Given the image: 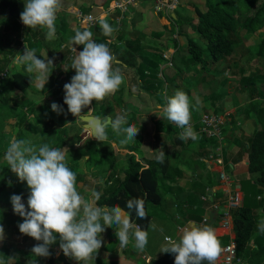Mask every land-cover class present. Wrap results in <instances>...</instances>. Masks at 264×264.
Wrapping results in <instances>:
<instances>
[{"label": "trees", "instance_id": "16d2710c", "mask_svg": "<svg viewBox=\"0 0 264 264\" xmlns=\"http://www.w3.org/2000/svg\"><path fill=\"white\" fill-rule=\"evenodd\" d=\"M111 1L104 0L103 4L108 6ZM0 7L1 10L8 11L6 26L16 34L17 41L21 42L20 39L25 37L29 47L36 49L39 58L48 56L53 60L47 74L52 84L47 95L43 99H37L28 95L27 91L32 85L24 68L21 66L17 71L11 69L8 64L9 53L0 55V136L1 133L8 132L7 127H11L17 132L16 138L24 139V132L33 133L37 124L45 120L41 144L48 143L50 147L60 148L65 156L72 154L67 166L76 174V186L84 179L89 181L95 177L104 182L103 188L99 189V199L94 197L96 206L110 208L119 205L126 212H130L131 220L135 224L145 230L152 215L158 213L164 199L162 189L165 184L166 189H187L189 206L182 223H202L204 216L213 209V201L208 198L203 200V196L208 193L207 185H215L214 175L204 161L213 139L200 132L204 152H193L195 163L200 164L204 172L209 171L207 181L192 176L178 180L177 177L182 172L172 170L171 149H188L191 141L179 139L182 129L160 115H163L168 97L174 95L178 89L183 90L191 100L192 89L201 83H212L210 76H214L213 81L226 84L228 79L223 77L224 71L231 70L232 61L237 57L236 49L244 40L252 39L251 50L255 55L252 65H257L260 59H264V0H203L202 4L192 1L187 7L193 10V19H182L176 12L172 16L171 28L161 26V32L149 34L133 29L129 31L128 38H124L119 32L118 39H125L119 45L103 34L97 22L93 29L94 40L108 46L116 58L112 67L120 71L123 81L114 94L106 96L103 101H93L82 112L89 113V107L92 106L93 114L101 118L126 114L128 123L139 128L137 139L126 144L121 143L123 137L113 133L110 128L107 130L106 141L93 139L90 130L84 128L85 122L77 120L76 116L68 112V105L64 103V85L70 83L71 77L76 74V70L71 68L76 53L71 54L69 44L62 49L64 35L60 36V32L64 34L69 25L65 19L67 12L57 11L55 24L60 22L58 35L49 40L46 38V29L37 27L33 30L22 23L20 13L24 9V0H0ZM82 10L92 12L93 7L86 6ZM132 10L135 13L134 8ZM105 19L110 25L114 23V20ZM135 19L134 16L131 23ZM129 20L125 15L123 24ZM78 30L84 29L81 27ZM76 31H73V36ZM8 36L11 37L9 34L4 35L6 38ZM80 47L84 48L83 45ZM158 48L163 51H158ZM171 48L174 51L168 58L164 52ZM57 49L62 50L56 54ZM256 68L258 70L249 75H245L244 69H241L243 76L240 78V89L248 93L252 104L262 97L258 88L261 68ZM6 70L8 75L2 77L1 73ZM257 92L261 95H257ZM211 97H214L212 102L216 107L215 113H224L221 94L211 93ZM53 102L61 105L64 112L57 114L53 111ZM255 111L259 112V116L257 115V127L248 143L247 167L249 172L257 176L255 179L245 180L242 185V204L232 210L234 239L238 257L242 261L240 264H264V231L259 230L256 217L257 209L264 210V100L255 105ZM190 114L195 118V111ZM148 125L154 127L152 149L150 154H144L141 153V148ZM195 127L199 129L200 124ZM119 149H128L134 153L123 154ZM162 151L165 153L164 162L160 163L157 157ZM4 154L0 150V162ZM203 177L206 176L203 174ZM27 186V182L21 181L8 167L0 180V199L9 188L15 187L20 194L27 190ZM260 195L262 198L258 199ZM134 198L145 201V219L138 218L135 211L127 209V201ZM7 212V208L0 207V221ZM101 237L107 236L102 232ZM217 238L221 245L229 241L228 236ZM107 243L110 250L119 245L118 239L115 242L107 240Z\"/></svg>", "mask_w": 264, "mask_h": 264}, {"label": "clouds", "instance_id": "9594fccd", "mask_svg": "<svg viewBox=\"0 0 264 264\" xmlns=\"http://www.w3.org/2000/svg\"><path fill=\"white\" fill-rule=\"evenodd\" d=\"M60 5L61 0H24L20 19L33 30L37 27L46 29V38L51 40L55 36L56 13ZM98 24L105 36L114 32L104 17L98 19ZM71 42L84 46L78 53L74 47L76 55L71 68L76 70V74L71 77L70 83L64 85V103L68 105V112L78 119L83 115L82 109L93 101H103L106 96L114 94L123 77L118 69L112 67L116 58L108 46L96 43L91 31L77 30ZM16 63L29 74L31 85L38 90L45 88L52 59L48 56L39 58L36 49H29L26 44L23 54L17 55ZM199 103L197 98L196 105ZM51 109L57 114L64 112L56 102L51 104ZM160 116L182 129L179 139H198V134L190 125L189 96L183 90L178 89L168 97L167 106ZM86 127L92 138L99 142L108 139L109 128L122 136L121 143L125 144L137 139L139 132V128L128 123L126 114H117L114 118L90 116ZM164 155L163 151L159 153L157 159L160 163L164 162ZM4 161L30 188L28 207L22 195L13 194L10 199L15 214L24 218L18 225L20 232L40 242L31 250L34 256L49 257L50 246L57 242L56 234H59V248L64 255L86 264L102 246L101 233L107 226L115 227L120 247H127L131 238L136 250L142 252L146 248L148 232L132 222L130 212L119 205L110 208L96 206L78 193L76 174L67 166L65 153L60 148L50 147L48 143L35 146L28 140L13 137L6 148ZM93 196L99 199V193L94 192ZM127 209L135 211L140 219L147 217L143 199L128 200ZM150 227L155 228V225ZM258 228L264 231V220L258 223ZM3 239L4 228L0 225V241ZM222 250L221 242L210 226L190 223L182 230L178 241L165 237L161 252L174 255V264H201L202 261L215 264Z\"/></svg>", "mask_w": 264, "mask_h": 264}, {"label": "crops", "instance_id": "0c3cea01", "mask_svg": "<svg viewBox=\"0 0 264 264\" xmlns=\"http://www.w3.org/2000/svg\"><path fill=\"white\" fill-rule=\"evenodd\" d=\"M103 1L104 0H95V2L90 4L89 6L93 7L92 12L97 13L99 11H103V14L101 15V17L114 20V23L119 24L118 29H120L124 25L123 18L125 15L126 17L128 16L130 19L128 22H131V20L134 19V16L136 19L137 17L140 19L142 18V13L144 9H140V7H142L141 4L143 3L147 4L149 0H145L141 3L133 5L130 11L124 15L121 14L117 10H111V11L106 10L110 6V3L113 0L109 3L108 6H105L103 4ZM149 2L152 4V6L151 7L148 5L147 6L152 8V10L154 11L153 15L160 22V25L161 26L166 25L169 28H171V25H172L171 22H169V20L165 16H162L161 14L157 13L153 8V2L151 1ZM138 5L140 7L135 9V6H138ZM75 7L76 6H73V7L69 6L68 7L69 12L68 11L67 12L71 14L69 9L75 8ZM132 8H134L136 14L133 12ZM175 14L176 12L173 15L175 16ZM57 25H59L60 27V22L57 23ZM72 29L73 27L71 26L70 28V24L65 29V32L63 34L64 41H63L62 49L65 47V45L69 44L71 47L74 46L78 53L82 51L83 48L80 47V45L72 44L71 42V38L73 37L72 33L73 31H76ZM143 31H146L147 33H149L148 32L149 30L147 29ZM119 32L117 33L119 34ZM55 33H56L55 36H57L58 35L57 31ZM67 34L70 37L67 38ZM24 38L25 37H22L20 39L22 41V44L24 43L23 45L20 46V48L25 47V44L27 41H25ZM109 40L111 41L110 38ZM124 40L125 39L118 40L116 38L118 45L122 44ZM61 50L58 49L57 53H60ZM74 53L76 52L71 50V54H74ZM171 55H172V52H171ZM258 100H261V99H258ZM222 101L223 102L225 101L227 103L226 98H223ZM248 103L249 104L252 103V100L248 102L243 101L238 105L235 103L226 104L229 106L228 109L226 108V105H224L225 111L222 114L226 118V124L224 126V138L225 139H224L222 150L221 151L218 150L217 148L218 143L216 140L213 139L211 143L210 151L207 152V154L205 155V158L211 152L216 158L213 160L204 159V161L208 164L207 167L214 175L213 179L215 181V185L214 186L207 185L208 193L203 196V200H207L208 198L211 201H213L212 211L216 207L219 208L217 220H216V223L214 224L213 231L215 232L217 237L228 236L229 238L228 242H230V240L235 237L234 219H232V222H233L232 228L227 229L223 226V222L221 218V214L223 210H225V207L227 206V203H228V190H234L235 192L237 191L243 200L244 198V190L242 188L243 183L247 179L256 178L255 173H251V172H250L251 175L249 177L238 179L239 177L237 176V174L243 173L245 172V170L248 169L247 167L248 143H249L250 138L252 137L253 132L255 131L257 127V116H255V108L252 107L248 109V105H249ZM212 105L214 106V104ZM190 125L193 128V124H190ZM194 131L198 134V139L196 140L188 139L191 141V144L189 145L188 149H182L181 147H177V149H171L172 170L173 172H178V171L182 172L181 176L177 177L178 180H182L185 178L187 179L188 177L192 176L195 179H201L206 182L207 177L209 175L207 172L209 171L204 172L205 171L204 168L201 167L200 164L195 163L196 158L193 156V152H204L202 150L203 138H202V134H200V128L196 129V127L194 126ZM144 139L145 140H144L143 147L141 148V152L144 154H150V151L148 153L144 151H145V147L147 143H149L150 150L152 149V143H151L152 135L150 136L149 140H147L146 138ZM113 144H115L116 146V143H113ZM119 150H126L127 152L134 153V152L129 151L128 149H119ZM137 155L139 154L137 153ZM218 158L222 159V162H220ZM187 170L188 171L190 170V172L188 173ZM221 172H225L229 176V182L224 183L221 180V177H220ZM203 174L206 177H203ZM89 181L84 179L83 182L78 183L77 191L80 195L84 191V186L82 184H86V182H89ZM8 191H7V194H10L11 188H9ZM29 193H30V188L29 186H27V190L24 193H20V195H26ZM7 194L4 196H7ZM187 197H188L187 189L185 188L180 189L179 187L172 188V189L169 188L168 193L166 194V196H164V199H163L164 201L162 202L163 204L161 203L162 205L159 206L160 209L158 208L157 210L158 213L155 215H152L149 221V224L145 229V231L148 232V240L150 238H154L157 231L158 232L163 231V228L167 226L168 224V219L172 218L173 214L178 220L181 221L180 224H181V227L183 228H185L190 223H192L191 221H186L185 224L182 223L183 221H185V218L187 215L186 210L188 209V206H189ZM2 198L0 199V207L4 206L5 209L7 208L8 212L2 216V221H0V225H3V228H4V239L0 241V264H84V262L78 261L74 257L64 255L63 251L59 248V234H56L57 242L50 246L51 255L49 257L34 256L31 250L34 245L40 242L35 240V238H32L28 236L27 234H22L20 232L18 225L19 223L23 222L24 218L15 214L13 208L9 206L8 204H6L5 202H3ZM261 198H262V195L258 196V199H261ZM258 210H260V212L262 213L260 216L256 215L258 222H260L261 220H264V210L262 208L257 209V211ZM210 213L206 214L204 216L203 222L198 223V224L204 227L205 226L204 224L206 223V226H207V221L210 219ZM205 218L207 219V221H205ZM150 225H155V228L150 227ZM114 230H115V227L111 231L109 227H106V230L103 233L107 237L106 238L101 237L102 246L99 248L96 254H93V257L89 259L86 262V264H150L151 259H159L164 255V253L161 252V250H162V246L165 244V237H171L169 235H166L164 237V240H163V237L159 238L157 243H155L154 247L147 245L146 248L144 249L145 253H143L144 251L141 252L134 248L133 246L134 240H132L131 238H130V242L127 247L122 248L120 247V244H119L118 246H114V248L110 250L107 240H111L115 242V240L118 239V237L115 235ZM224 245H221V247H223ZM57 249L59 250V252L57 251ZM222 262H223L222 254H220L215 264H222Z\"/></svg>", "mask_w": 264, "mask_h": 264}, {"label": "rangeland", "instance_id": "374dc122", "mask_svg": "<svg viewBox=\"0 0 264 264\" xmlns=\"http://www.w3.org/2000/svg\"><path fill=\"white\" fill-rule=\"evenodd\" d=\"M192 1H195L198 4H202L203 0H182V4L180 5L179 9L176 11L182 19L185 20H191L193 19V10H191L188 6V4H190ZM93 2H95V0H61V5L59 8L60 12H63L66 10V12L68 11V7L69 6H76L75 8H80V9H84L86 6H89L90 4H92ZM184 4V5H183ZM152 6V4L148 1L147 4L143 3L141 4L142 7L135 6L136 8L140 9H144L143 13H142V18H138L135 19V22H127L125 23L122 28L118 29L119 24L117 23H113L111 24V26L114 28V32L111 34V36H109V38L111 39V42H117L116 38L118 39V33L117 32H121V34H123L124 38H128L129 36V32L133 29H138V30H149V33H155V32H161L163 31L160 25V22L154 17L153 13L154 11L152 10V8L148 7V6ZM2 8L0 7V55H2V53H9L10 55V59H9V63L11 66V69L17 71L19 69H21L19 65H17L16 63V57L19 54H23V51L25 49V47L20 48L22 44L21 42H18L17 39L18 37H16V34L7 28L6 26V20H7V16H8V11L5 10H1ZM69 12V11H68ZM67 12L65 19L68 21V24H70V28L71 26L73 27L72 30H78L81 28V25L78 21V19L76 18V16L71 13L69 14ZM99 12H97L98 14ZM100 17V16H98ZM108 22V21H107ZM170 22V21H169ZM76 27V28H75ZM55 28L56 31L59 29V25H57V23L55 24ZM62 32H60L61 34ZM5 34H9L11 37H4ZM56 34V33H55ZM61 36H63V34H61ZM70 37L67 34V38ZM5 39V40H4ZM119 40V39H118ZM182 40V39H180ZM252 39H248V40H244L243 44L241 46H239L236 49V59L234 61H232V68L230 69H226L224 71L223 77H226L228 79V82L226 84H219L217 81H213V77L214 76H210L209 79L211 80L212 83H201L198 87L193 88L192 89V93H193V97L190 100V111H195V118L193 116H191V121L190 124H193V130H194V126H196V124H201L202 120V116L207 114V113H211V112H216L215 111V106H213V102L212 100H214V97H211V93L213 95L215 94H221L220 99L223 100V98H226L227 103L224 101V105L229 104V103H235V104H240L243 101H250L249 97H248V93L244 92L243 90L240 89V87L242 86V83L240 82V78L241 76H243L242 74V70L244 69L245 71V75H249L252 72L258 70L256 67H260L261 70L259 71L260 75H259V92L262 93V97L261 100H258L255 102V104L252 103H248V109L254 107L255 105L258 104V102H262L264 100V59H260L258 61L257 65H252L254 64V60H255V55L253 53V51L251 50L252 48ZM27 46L29 47V44L26 42ZM25 44V45H26ZM74 46H70L72 51ZM29 49H31V47H29ZM58 50V49H57ZM2 51V52H1ZM158 51H163L160 48H158ZM173 48L169 49L167 51H165L164 53L166 55L171 54V52H173ZM57 54V52H56ZM249 62V63H248ZM52 82L51 80H48L45 88L43 89V92L41 90L36 89L33 85L31 87H29L28 89V95L30 96V98H37V99H43L44 96L47 95L48 92V88L51 86ZM42 92V93H41ZM260 94L257 92V95ZM261 95V94H260ZM199 99L200 103L199 105H196V99ZM219 101V100H218ZM257 103V104H256ZM193 105H196L195 107H193ZM221 107V105H219ZM226 108L228 109L229 106L226 105ZM190 112V113H192ZM89 113H93V108L92 106L89 107ZM222 114V113H221ZM259 116V112L255 111V116ZM80 118H78L77 120H79ZM45 121V120H44ZM39 122V124H37V127L34 128V132H24L25 134V140H28L31 142L32 145L35 146H39L41 145V142L43 140V136H44V130H45V122ZM62 122H64V120H62ZM64 124V123H62ZM256 124V123H255ZM153 129L154 127L149 126L147 127V132L145 133L146 136L145 138L147 140H149L150 136L153 134ZM8 132L6 133H1L2 135L0 136V150L2 151H6L7 146L9 145L10 140L17 136V132L15 130H12L11 127H7ZM35 143V144H33ZM113 146H115V144H113ZM149 148V149H148ZM121 153L123 154H127L130 152H127L126 150H119ZM150 151V146L149 143H147L146 147H145V151L144 152H149ZM142 153V152H141ZM72 154H67L66 155V164H70V158H71ZM206 159V158H205ZM81 164H83L82 161H80ZM8 167L6 166V162L3 160L0 162V180L4 177L5 175V171ZM188 171V170H187ZM190 172V170L188 171V173ZM251 175V173L247 170H245V172L243 173H239L237 174V176L239 177L238 179H242L245 177H249ZM257 176V174H255ZM84 186V191L82 192L81 196L89 201V202H95L93 193H99V189H102L104 186V182H102V180H100V178L95 177L93 179H91L89 182H86V184H82ZM168 190L166 191L165 188V184L163 185V195L166 196V194L168 193ZM9 192V191H8ZM17 192V189L15 187L11 188V193L7 194V196H2V200L3 202H5L6 204H8L9 206H11L13 208V205L11 203V196L13 194L16 195H20ZM172 193V192H171ZM5 194V195H6ZM30 194V193H29ZM29 194L26 195H22V200L25 204L26 207H28L27 205V201H28V196ZM164 201V200H163ZM162 201V202H163ZM163 204V203H162ZM161 204V205H162ZM160 209V208H159ZM30 210V209H29ZM262 213L260 212V210L257 211V216H260ZM181 221L178 220L175 215L173 214L172 218L168 219V224L167 226H165L163 228V231H157L156 232V237L154 236V238H150L148 240L147 245L149 246H155V243H157L158 239L164 237L166 235L171 236L173 239H176L177 241L179 240L180 235H182V230L184 229L183 227H181ZM110 228V231L113 230L114 226H107ZM115 231V230H114ZM145 253V251L143 252Z\"/></svg>", "mask_w": 264, "mask_h": 264}, {"label": "built area", "instance_id": "2783aa9c", "mask_svg": "<svg viewBox=\"0 0 264 264\" xmlns=\"http://www.w3.org/2000/svg\"><path fill=\"white\" fill-rule=\"evenodd\" d=\"M145 0H113L110 3V6L106 9L108 11L117 10L121 14H126L130 11L133 5L141 3ZM153 2L154 10L165 16L171 23H172V16L177 11V9L182 4V0H149ZM103 9V8H102ZM71 13H73L76 18L78 19L81 27L85 30H89L93 33L94 26L97 24L98 19L103 14V11H99L97 14L96 12H85L80 8H70ZM100 16V17H98ZM94 39V36H93ZM74 50V48H73ZM173 53V52H172ZM166 57H171L166 55ZM8 75V70L1 73L2 77H6ZM202 122L200 124V132L206 133L207 136L214 139L218 143V150L221 151L224 143V131L223 127L226 123V118L223 114H218L215 112L207 113L202 116ZM216 157L212 154L207 155L206 160H213ZM218 160L222 162V159ZM221 180L224 183L229 182V176L225 172H221L220 174ZM242 204V198L238 194V192L234 190H228V203L221 214L223 226L227 229H231L233 226V215L232 210L239 208ZM205 221L207 219L205 218ZM139 226V225H138ZM140 227V226H139ZM171 238V237H169ZM235 238V237H234ZM232 238L230 242L225 244L222 247V264H238L241 262V258L238 257V249L235 239ZM59 252V250L57 249ZM148 260V259H147Z\"/></svg>", "mask_w": 264, "mask_h": 264}, {"label": "water", "instance_id": "95a60500", "mask_svg": "<svg viewBox=\"0 0 264 264\" xmlns=\"http://www.w3.org/2000/svg\"><path fill=\"white\" fill-rule=\"evenodd\" d=\"M90 116L99 117V116H97L95 114H91V113L83 114L80 117V119L85 122V124H84L85 129H88L86 127V120ZM93 139H95V138H93ZM218 211H219V208H217V207L213 211H211V213H210V219L207 221V226H210L212 228V230H213L214 224L216 223V220H217ZM192 224L201 226L200 224H198L196 222H192ZM174 260H175L174 255L164 253V255L161 258H159V259H151L150 260V264H174ZM201 264H209V262L202 261Z\"/></svg>", "mask_w": 264, "mask_h": 264}]
</instances>
